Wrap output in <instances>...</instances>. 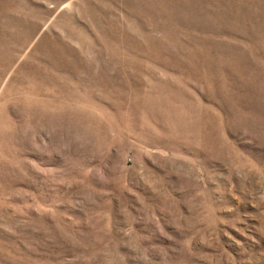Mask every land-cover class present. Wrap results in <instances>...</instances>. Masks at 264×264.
Here are the masks:
<instances>
[{"label":"rangeland","instance_id":"374dc122","mask_svg":"<svg viewBox=\"0 0 264 264\" xmlns=\"http://www.w3.org/2000/svg\"><path fill=\"white\" fill-rule=\"evenodd\" d=\"M0 264H264V0H0Z\"/></svg>","mask_w":264,"mask_h":264}]
</instances>
